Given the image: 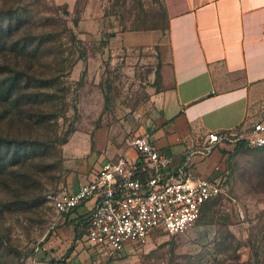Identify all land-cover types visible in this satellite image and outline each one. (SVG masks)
Wrapping results in <instances>:
<instances>
[{"label": "rangeland", "instance_id": "rangeland-1", "mask_svg": "<svg viewBox=\"0 0 264 264\" xmlns=\"http://www.w3.org/2000/svg\"><path fill=\"white\" fill-rule=\"evenodd\" d=\"M6 28H16L11 39L27 49L39 46L25 77L47 86L29 90L38 105L6 113L0 106V135L46 150L8 167L13 175L0 182V264H264V147H215L205 160L222 192L197 224L177 237L154 233L125 245L115 258L90 246L48 199L91 178L107 151L95 149L97 131L106 148L126 149L148 119L160 86L161 0H0ZM4 55L0 65L26 67Z\"/></svg>", "mask_w": 264, "mask_h": 264}, {"label": "crops", "instance_id": "crops-1", "mask_svg": "<svg viewBox=\"0 0 264 264\" xmlns=\"http://www.w3.org/2000/svg\"><path fill=\"white\" fill-rule=\"evenodd\" d=\"M161 2L166 28L157 42L160 86L151 97L148 119L135 135L146 136L168 156L169 169L189 153L190 172L215 178L209 176V155L197 153L207 135L238 132L264 119V0ZM102 134L99 130L94 137L96 150L107 149L100 163L122 152L134 158L130 149L106 148ZM92 205L88 200L77 207L65 218L67 224L87 216Z\"/></svg>", "mask_w": 264, "mask_h": 264}, {"label": "built area", "instance_id": "built-area-1", "mask_svg": "<svg viewBox=\"0 0 264 264\" xmlns=\"http://www.w3.org/2000/svg\"><path fill=\"white\" fill-rule=\"evenodd\" d=\"M236 142L248 148L264 147V119L223 136L209 133L197 153L206 156L218 144ZM126 148L135 153L134 158L122 152L100 163L73 192L48 197L53 210L63 217L93 200L91 210L82 217L87 223L83 237L107 258L119 256L125 245L143 244L154 233L185 234L199 221L204 204L222 192L218 179L188 170L189 153L180 165L169 169L170 158L144 135L132 136Z\"/></svg>", "mask_w": 264, "mask_h": 264}, {"label": "trees", "instance_id": "trees-1", "mask_svg": "<svg viewBox=\"0 0 264 264\" xmlns=\"http://www.w3.org/2000/svg\"><path fill=\"white\" fill-rule=\"evenodd\" d=\"M16 31V28L13 30L10 28L0 29V58L5 56L4 53H11L13 61L21 59L26 64L24 70H17L14 65H0V106H4L5 111L3 112L5 113L7 110L17 109L21 105H38L41 102L37 100V92L29 93V90L47 86L45 80L25 77V74L32 68V65L29 66V63L26 62H30L34 58L39 46L27 49L25 42L20 44L18 40L11 39L12 34ZM28 117L31 116L28 115ZM236 145L245 146L242 142H236ZM45 150V147L41 148L35 141L0 135V182L6 185L4 183L5 176L13 175V170L7 171L8 167H23L32 159L43 156ZM64 217L67 218V216ZM71 222L74 229L80 227L83 235L85 234L87 223L81 216L71 219ZM49 264H60V262L50 261Z\"/></svg>", "mask_w": 264, "mask_h": 264}]
</instances>
